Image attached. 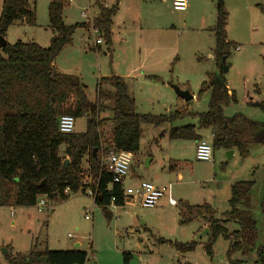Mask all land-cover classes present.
Segmentation results:
<instances>
[{
	"label": "rangeland",
	"instance_id": "374dc122",
	"mask_svg": "<svg viewBox=\"0 0 264 264\" xmlns=\"http://www.w3.org/2000/svg\"><path fill=\"white\" fill-rule=\"evenodd\" d=\"M187 2L189 7L179 11L172 7L171 0H124L116 22L122 17H134L133 10L136 9L134 22L129 20L127 27V41L114 40L110 56L104 54L103 43L100 50L94 49L92 42L95 36L91 35L90 29L77 28L71 43L56 56V69L79 76L89 101L96 98L98 82L105 92H114L113 86L102 78L115 74L123 79L135 97L138 113L160 115L185 109L196 113L207 111L209 91H203L199 96L198 92L208 80L207 73L215 72L214 61L210 59L214 47L211 28L215 21V3L214 0ZM48 3L49 0H36L35 23L10 25L6 32L7 42L20 39L24 42L39 41L47 46L52 37L47 26ZM92 3L93 0H68L63 11L64 22H85L95 12ZM1 5L0 0V11ZM262 7L264 0H225L228 38L238 48L231 47L226 59L229 67L222 73V78L236 98L235 102L223 107V114L230 117L241 113L264 124V112L248 104L249 99L264 101ZM202 14L209 18L204 26L201 25ZM138 22L143 25L141 30L137 29ZM154 25L162 30H154ZM143 71L146 74L154 71L159 78H148L142 74ZM173 86L188 90L193 99L184 101ZM110 103L107 101L108 106L101 111L102 119L109 117ZM186 124L196 126V118L186 115L159 125L143 123L139 149L133 154L128 174L137 181L170 183L171 196L178 203L209 204L217 217L229 209L231 184L253 180L249 210L256 222V235L251 247L236 251L229 258L230 240L218 237L212 256H208L203 248L206 236H200L207 223L196 219L180 224V204L168 205L166 197H162L154 207L130 202L125 206L110 205L104 209L91 196L78 192L63 201L46 200L40 209L37 205H0V264H7L5 254H25L33 247L71 249L75 243L87 252L85 264H124L123 254L129 255L127 264H256V250L264 247V213L261 211L264 144H251L244 158L236 152L227 159L223 149L212 148L211 160L200 161L195 158L196 140L169 139L167 136L171 126ZM85 128L86 118L77 117L73 131L83 132ZM102 133L106 146L111 138V124L107 120L102 124ZM210 133L209 129L203 131L201 138L210 143ZM63 150L64 145H61V155ZM86 168L85 158L83 169ZM126 184L135 183L126 181ZM226 227L232 231L237 225L230 222ZM159 239L171 242L194 240L198 244L193 251L182 253L169 243L159 242Z\"/></svg>",
	"mask_w": 264,
	"mask_h": 264
},
{
	"label": "trees",
	"instance_id": "16d2710c",
	"mask_svg": "<svg viewBox=\"0 0 264 264\" xmlns=\"http://www.w3.org/2000/svg\"><path fill=\"white\" fill-rule=\"evenodd\" d=\"M0 33L6 37L7 29L14 23L33 25L36 20L35 0H1ZM68 0H49L47 6L48 27L52 38L48 46L33 41L16 40L0 49V205L15 204L27 207L35 205L38 198L58 202L70 194L85 193L86 186L96 191L94 202L106 209L115 198V206H123L120 187L110 183V175L101 164L103 153L109 148L130 152L139 149L142 135L141 125H159L190 115L196 118V126L186 124L171 126L169 139L197 140L198 130L209 129L213 134V149H234L241 158L247 156L251 144H264V124L253 121L241 113L230 117L223 114V107L235 102V93L224 85L214 83V73L202 84L198 96L209 91L207 111L202 113L175 110L172 113L154 115L138 113L134 98L129 94L123 79L116 75L103 77L109 82L113 93H107L97 84L96 98L89 101L84 84L79 76L59 72L55 58L61 49L72 40L77 28H96L103 40L105 52L112 55L111 24L118 9L119 0L110 7L99 6L91 22L65 24L62 13ZM264 10V7H262ZM227 11L225 0H215V23L212 27L214 47L212 55L216 69L221 71L230 49L235 43L227 39ZM94 49L100 50L99 45ZM224 59V60H223ZM152 78H157L152 76ZM223 82L224 79L222 78ZM108 102L110 115L100 117ZM248 104L264 112V101L249 99ZM69 114L75 118L84 116L86 128L83 132L61 133L57 123L59 116ZM111 124V138L105 146L102 124ZM64 145L62 155L59 147ZM69 163L64 168L65 159ZM87 160V168L83 162ZM84 170L86 172H84ZM87 174V175H86ZM92 183L83 185L84 176ZM254 186L253 180L235 181L230 186L229 209L215 216L216 211L206 203L191 205L180 201V224L196 219L207 223L209 234L203 244L205 253L212 256L218 237L230 240L227 255L251 247L256 235L255 219L249 210V199ZM264 213V194L261 198ZM237 228L229 231L228 223ZM169 243L178 252L193 251L197 241L179 242L159 239ZM129 255L123 254L127 264ZM7 264H85L87 252L80 248L51 250L31 248L27 253L5 254ZM230 260V259H229ZM256 264H264V247L256 250Z\"/></svg>",
	"mask_w": 264,
	"mask_h": 264
},
{
	"label": "built area",
	"instance_id": "2783aa9c",
	"mask_svg": "<svg viewBox=\"0 0 264 264\" xmlns=\"http://www.w3.org/2000/svg\"><path fill=\"white\" fill-rule=\"evenodd\" d=\"M172 7L175 10L183 11L187 8V0H171ZM91 35L95 36L92 46H97L103 43V40L99 34V31L96 28L90 27ZM97 36V37H96ZM75 117L69 114H63L59 116L57 127L58 131L61 133H71L73 132ZM212 139L213 134L210 133ZM133 155L130 152L118 151L115 149L109 148L102 155L101 164L104 172L110 175V183L108 188L112 184H117L120 187V192L123 197V206L129 204L130 202L137 203L143 207H154L157 205L158 201L162 197H166L168 203L171 206H176L178 202L171 196V187L170 183L157 185L151 181L139 180L136 184L133 185H124V180L128 177V170ZM195 158L200 161H209L212 158V145L211 142H207L205 139H199L195 148ZM87 175V174H86ZM84 176L83 185H89L91 178L89 176ZM88 178V179H87ZM92 183V182H91ZM64 193L71 195L68 188L64 189ZM85 194L91 196L94 200L96 196V191L90 186H86ZM115 198L112 197L110 200V205H114ZM46 197L41 196L38 198L35 205L38 206V209L42 205H45ZM88 211H86L87 213ZM86 218H89L85 214ZM68 236H70L68 234Z\"/></svg>",
	"mask_w": 264,
	"mask_h": 264
},
{
	"label": "crops",
	"instance_id": "0c3cea01",
	"mask_svg": "<svg viewBox=\"0 0 264 264\" xmlns=\"http://www.w3.org/2000/svg\"><path fill=\"white\" fill-rule=\"evenodd\" d=\"M140 1H143V0H140ZM115 2H116V0H93V3H92V6H94L95 7V12L93 13V15L92 16H90L85 22H88V20L89 19H91V18H93L94 16H96L97 14H98V11H99V6L100 5H102V6H104V7H110V6H112L113 4H115ZM123 2H124V0H119V5H118V9H117V11L115 12V14L113 15V17H112V24H111V38H112V44L114 43V40H117L118 38H120L121 40H124V42H126L127 41V38H126V31H127V27H128V24H129V20H131V23H133L134 21H133V18L135 17V15H136V9H134L133 10V14H132V16H134V17H131V18H125V17H122V19L119 21V22H116V17L119 15V13H120V10H121V8H122V4H123ZM35 3H36V0H35ZM35 3H34V7H35ZM214 3H215V0H214ZM91 6V7H92ZM189 7V4H188V2H187V8ZM186 8V9H187ZM89 9V8H88ZM36 10V9H35ZM64 11V10H63ZM35 14H36V11H35ZM214 15H215V12H214ZM36 17H37V14H36ZM62 17L64 18V16H63V13H62ZM201 18V25H205L206 24V21L209 19V18H206L205 16H204V14H202V16L200 17ZM63 21H64V19H63ZM65 23V22H64ZM214 23H215V21L213 22V25H212V27L214 26ZM18 24H25V23H18ZM66 24V23H65ZM138 24V27H137V29H142V27H143V25H142V23L141 22H138L137 23ZM227 24H228V21H227ZM26 25V24H25ZM155 25H156V23H155ZM154 25V27H152V28H154V30H162V28L161 27H159V26H155ZM48 26V25H47ZM226 28H227V25H226ZM90 28H88V29H84L85 31H87V30H89ZM212 29V28H211ZM88 33V32H87ZM86 33V34H87ZM226 34H227V29H226ZM50 35H53L52 34V31H50V33H49V36ZM88 35V34H87ZM124 36H125V38H124ZM52 38V37H51ZM51 38L49 39V41L51 40ZM227 39L228 40H231V39H229L228 38V34H227ZM72 41V40H71ZM232 41V40H231ZM234 42V41H233ZM36 43L37 44H39V45H41V46H44L45 44H41V42H39V41H36ZM50 43V42H49ZM71 43V42H70ZM235 43V42H234ZM236 44V43H235ZM49 45V44H48ZM47 45V46H48ZM101 45V44H100ZM99 45V46H100ZM236 46V48H238V46L237 45H235ZM113 51V50H112ZM104 54H107L106 52H104ZM212 54V53H211ZM210 59L211 60H213L214 61V59H213V55H211L210 56ZM214 65H215V63H214ZM56 66V65H55ZM228 67H229V64H228ZM262 69H264V66L262 67ZM217 69H216V66H215V71H216ZM212 73V72H211ZM142 74H144L145 76H147L148 78H151V79H155L156 80V78H152V76H155V77H157L158 75L157 74H155V72L154 71H149L148 72V74H146V72H142ZM208 74V73H207ZM113 75H115V74H113ZM116 76H119V75H116ZM105 77H107V76H105ZM120 77V76H119ZM157 78H159V76L157 77ZM206 81V80H205ZM224 83H225V85H226V87H227V89H228V93H230L231 91H233L231 88H230V86H229V84L225 81V79H224ZM127 90H128V92H129V94H130V90L127 88ZM131 95V94H130ZM192 95V99H193V94H191ZM132 96V95H131ZM133 98H134V100H135V97L134 96H132ZM206 130H208V129H201V130H199V132H198V130H197V132L199 133V135H200V138L199 139H204V138H201L202 137V134H203V131H206ZM167 134V133H166ZM165 134V135H166ZM167 136H168V134H167ZM199 139H197L196 140V143H197V141L199 140ZM225 151V150H224ZM236 154V150H234V155ZM82 168H83V166H82ZM133 175H128V177L124 180V185H125V182L126 181H130V182H133V183H137L138 181L137 180H135V179H133ZM155 184V183H154ZM164 184V183H163ZM126 185H128V184H126ZM157 185H161V184H157ZM166 203L168 204V205H170L169 203H168V201H167V198H166ZM199 227V226H198Z\"/></svg>",
	"mask_w": 264,
	"mask_h": 264
},
{
	"label": "water",
	"instance_id": "95a60500",
	"mask_svg": "<svg viewBox=\"0 0 264 264\" xmlns=\"http://www.w3.org/2000/svg\"><path fill=\"white\" fill-rule=\"evenodd\" d=\"M7 40H6V37H4L1 33H0V49L6 44ZM224 60V59H223ZM228 69L227 65L224 64L221 71L219 70H216L214 72V83L216 85H224V82L222 80V73L223 72H226ZM175 92L177 93V95L179 97H181L184 101H189L192 99V95L189 93L188 90H181L179 87L177 86H173ZM234 155V149H228V150H225V157L227 159H231ZM69 163V159L66 158L65 161H64V168H66V166L68 165ZM209 234V230L208 228H205L203 229V231L200 233V236H207ZM79 247V243H75L74 245V248H78Z\"/></svg>",
	"mask_w": 264,
	"mask_h": 264
}]
</instances>
